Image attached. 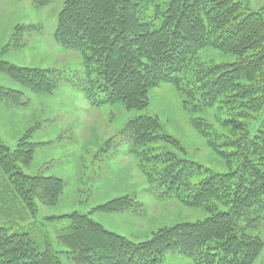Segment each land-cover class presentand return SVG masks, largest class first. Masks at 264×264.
<instances>
[{
	"label": "trees",
	"instance_id": "16d2710c",
	"mask_svg": "<svg viewBox=\"0 0 264 264\" xmlns=\"http://www.w3.org/2000/svg\"><path fill=\"white\" fill-rule=\"evenodd\" d=\"M51 1L32 4L46 7ZM147 8L150 12H144ZM53 37L63 50L79 54L83 67L77 76L3 60L0 72L36 93L69 80L97 107L121 102L128 110L145 109L150 90L163 84L173 85L189 113L218 104L230 115L219 119L231 132L226 139L220 141L204 118L192 117L190 124L222 155L228 170L204 168L157 146L161 140L179 144L160 132L157 116H135L126 126L129 152L146 184L209 215L159 228L139 242L107 230L88 214L52 216L61 220L55 239L64 246L55 249L24 225L5 222L24 213L31 224L40 205L59 201L65 182L23 170L36 145L29 133L13 150L0 138V264H63V255L78 264H163L168 250H180L196 264H254L264 248L263 240L248 231L264 218V6L254 10L248 0H64ZM209 47L235 61H200L198 52ZM1 94L16 100L22 91L0 87ZM134 205L126 195L96 209L124 211Z\"/></svg>",
	"mask_w": 264,
	"mask_h": 264
},
{
	"label": "rangeland",
	"instance_id": "374dc122",
	"mask_svg": "<svg viewBox=\"0 0 264 264\" xmlns=\"http://www.w3.org/2000/svg\"><path fill=\"white\" fill-rule=\"evenodd\" d=\"M248 1L254 10H261L264 6V0ZM63 2L52 0L46 9L32 4L42 10L28 8L25 0H11L0 7V60L21 67H54L68 76H77L83 67L79 54L63 50L53 37ZM144 12H150V9ZM10 41V47H6ZM198 58L202 62L214 63L235 61L234 56L211 47L201 49ZM0 87L3 91H22V96L16 100L0 95V138L3 143L13 150L19 139L29 133L28 140L36 145L30 165L23 170L33 175L57 176L65 182L59 201L55 205H40L31 224L24 213L9 215L5 224L24 225V229L42 244L47 241L55 249H64L55 239L61 220H50L52 216L75 211L88 214L107 230L139 242L150 239L159 228L179 222H195L209 215L205 210L187 208L165 198L159 188L152 189L146 184L129 152L126 126L129 119L138 115L157 116L160 132L170 135L179 144L161 140L157 146L204 168L225 172L228 170L225 159L193 129L190 118L206 119L222 141L231 135L219 121L230 116L227 109L217 104L210 110L189 113L182 108V97L171 84L151 89L149 105L142 110H128L121 102L92 106L83 92L66 79L51 92L36 93L0 72ZM126 195L136 202L129 210L96 209L113 198ZM248 231L264 242V218ZM62 260L63 264H78L64 255ZM162 262L196 264L190 255L180 250L166 251ZM254 264H264V248Z\"/></svg>",
	"mask_w": 264,
	"mask_h": 264
},
{
	"label": "crops",
	"instance_id": "0c3cea01",
	"mask_svg": "<svg viewBox=\"0 0 264 264\" xmlns=\"http://www.w3.org/2000/svg\"><path fill=\"white\" fill-rule=\"evenodd\" d=\"M9 1H11V0H0V7H2L3 8V6L4 5H7V3L9 2ZM15 1H19V0H15ZM26 1V6L28 7V8H30V7H33V5H32V0H25ZM4 3V4H3ZM47 7V6H46ZM46 7H45V9H46ZM34 9H41V8H35V7H33ZM44 9V8H43ZM42 10V9H41ZM57 44V43H56Z\"/></svg>",
	"mask_w": 264,
	"mask_h": 264
}]
</instances>
